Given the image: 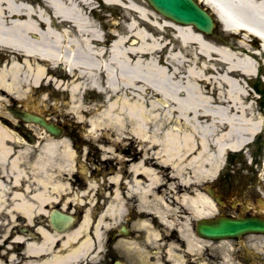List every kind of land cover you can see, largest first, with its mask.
<instances>
[{
    "label": "bare ground",
    "instance_id": "bare-ground-1",
    "mask_svg": "<svg viewBox=\"0 0 264 264\" xmlns=\"http://www.w3.org/2000/svg\"><path fill=\"white\" fill-rule=\"evenodd\" d=\"M197 1L212 8L225 30L252 28L261 44L251 48L241 38L238 52L232 45L213 46L191 25L174 21L175 36L179 38L185 26L189 32L181 42L196 43L199 50L171 48L163 59L158 52L166 43L140 27L142 22L134 21L135 17H127L126 32L113 34L105 48L106 34L95 22V0H42L41 7L33 8L25 0H0V108L30 102L48 105L50 95L44 93L50 90L58 101L52 104L53 116L69 125L67 130L85 122L95 138L106 134L109 141L132 144L136 155L130 153L126 159L130 177L123 185L136 195L143 210L156 214L165 229L184 227L185 233L187 217L179 208L185 207L195 217L211 213L215 204L201 185L222 169L227 152L242 151L259 130L264 134V113L251 110L252 94L245 93L246 84L239 77L255 76L259 57L264 68V0ZM103 2L125 6L123 0ZM126 11L145 18L136 8L126 7ZM197 58H203L200 65ZM90 90L102 98L101 103L88 102L84 94ZM3 118L10 114L0 113V159L12 151L16 175L21 172L17 166L21 151L35 149L33 165L45 171L41 153L51 155L61 148L60 160L52 163L56 174L51 172L50 178L57 180L55 186L68 201L84 208L81 222L59 238L65 257L86 258L100 246L101 229L118 224L125 215L127 204L121 202L117 175L110 193L114 204L93 215L92 187L78 190L68 181L77 173L71 139L44 133L28 143L17 139ZM261 168L264 179V162ZM141 212L146 217L136 224L147 237L157 236L147 213Z\"/></svg>",
    "mask_w": 264,
    "mask_h": 264
},
{
    "label": "flooded vegetation",
    "instance_id": "flooded-vegetation-1",
    "mask_svg": "<svg viewBox=\"0 0 264 264\" xmlns=\"http://www.w3.org/2000/svg\"><path fill=\"white\" fill-rule=\"evenodd\" d=\"M2 121L15 127L9 130L17 139L28 143L36 142L44 133L54 136L37 124L24 122L16 114ZM58 124L62 126L61 136L73 139L71 148L76 153V161L83 163L76 165V176L68 181L78 190L92 187L89 195L93 196L90 203L93 215L100 214L101 207L113 201L110 193L114 189L112 178L115 175L120 183L121 202L127 204L125 215L118 224L101 229L100 246L86 258L75 261L65 257L59 237L76 228L82 220L84 207L76 201H68L62 192L53 188L48 158L42 157L46 170L35 174L33 148L21 151L17 161L21 172L16 175L11 166L15 155L8 152L0 159V264H224L226 259L228 264H264V233H246L225 240L202 239L194 230L197 217L190 216L182 207L179 208L181 214L190 218L186 231L189 239L182 231L184 227L165 229L156 214L143 210L135 200L136 195L127 191L122 183L130 177L126 159L130 153L136 155L135 151L131 152L122 141H109L104 135L81 139L77 128L67 130L66 124ZM78 167L86 169V172L83 170L85 175ZM261 192H249V197L243 194L233 197L225 189L214 198L218 213L264 217V193ZM170 202L172 206L174 202ZM141 211L147 213L157 236L147 237L143 227L136 224L141 217H146ZM221 243H226L225 254L221 253Z\"/></svg>",
    "mask_w": 264,
    "mask_h": 264
},
{
    "label": "rangeland",
    "instance_id": "rangeland-1",
    "mask_svg": "<svg viewBox=\"0 0 264 264\" xmlns=\"http://www.w3.org/2000/svg\"><path fill=\"white\" fill-rule=\"evenodd\" d=\"M28 1L33 2L34 0ZM123 1L126 7H133L138 11H141L145 18L139 17V12L136 11L129 14V12L126 11V7L122 3H106L103 2V0H95L94 2L95 22L101 28L102 33L106 34L104 37L105 48L109 47L108 44L110 40L113 39V34L126 32L125 24H128L129 21L127 17H135L134 21L142 22L140 27H142L143 29L147 27L148 31L151 34L153 33L154 36H152L154 38H160L162 43H166V45L158 52V56H161L163 59L166 58V55L169 54L171 48L178 50L180 47L188 46L190 51L194 53L198 52L199 48H197L196 43L188 41L187 44L183 45L184 42H181V38H184L185 36L183 34L189 32L187 28L185 26L181 27L182 29L180 31H182L183 34L180 33V37L177 38V36L175 35L177 34L176 29L178 28V26L173 25V23L175 22L169 20L166 16H164L163 14L161 15L158 11H156L153 6L149 4L148 0ZM223 5L230 6L226 2H223ZM156 24L162 26V28H158ZM192 29L198 31L196 28L192 27ZM213 29L214 30L212 33L204 35V38L207 39L206 41H208V43L214 46L232 45V48L238 52L237 49L240 48L241 43L239 34L235 35L229 30L222 29L221 23L218 19H216V24ZM249 46L251 48H254V45L252 44H249ZM186 58H190V56H187ZM258 59L259 70H261L262 76H249L241 74L239 75V77H241L242 81H246L245 93L249 92L252 94V96L248 99V101L253 102L251 110H253L254 113L262 114L264 113V68L260 67V57ZM202 60L203 58H197L198 65L202 63ZM44 94L46 96L50 95L48 105L42 106L41 104H38L39 102L37 104H33L30 102L27 103V105H23L22 107L25 110L28 109L37 113L39 112V110L49 111L54 109L52 104L58 102L57 100H55L56 94L54 92L52 93L50 90H47ZM257 95L258 97H256ZM84 96L90 103H101L102 101V98L96 96L93 90L88 91L86 94H84ZM97 97L100 98L99 101ZM0 109L1 114L8 115V113L11 112L9 108L4 106ZM81 123L85 124V122ZM262 139V137L256 138L252 141V143L247 144L242 149V151L227 152L224 156V158L226 157V161L223 164L222 169L217 172L212 181L201 185V190H203L205 184H213L215 188L220 192L224 189H228V193L233 194V197L239 194H243L249 197V194H247L250 192L249 187L251 189L254 188L255 191H264V179H262L263 176L260 174L262 170L260 164L262 163L261 161L264 157V155H262ZM129 150L134 153L135 150H133L132 144L130 145ZM41 154V157L49 159L47 165L50 168V172L51 170L52 172H55L53 171V168H55L56 165L52 163L57 162L60 159L59 149H55L54 152L51 153V155H48L45 152H42ZM259 162L261 163L259 164ZM84 171L86 172V169ZM41 172L42 171H40L39 169L34 168L35 174H41ZM54 182L56 181L53 180L52 183ZM258 182H260L261 186ZM220 248L222 250L221 253L225 254V252L227 251L226 243H221ZM227 262L228 261L226 259L222 263L228 264Z\"/></svg>",
    "mask_w": 264,
    "mask_h": 264
},
{
    "label": "water",
    "instance_id": "water-1",
    "mask_svg": "<svg viewBox=\"0 0 264 264\" xmlns=\"http://www.w3.org/2000/svg\"><path fill=\"white\" fill-rule=\"evenodd\" d=\"M161 13L165 14L172 20L181 23H192L203 30L211 32L213 21L209 13L202 9L195 0H148ZM27 120L40 122L49 132H57V128L52 123L45 122L42 118L36 117L27 112L25 117ZM197 232L201 236L208 238H225L235 235H241L246 232L264 231V219L259 217L247 216L243 217H218L215 219H201L198 221Z\"/></svg>",
    "mask_w": 264,
    "mask_h": 264
}]
</instances>
